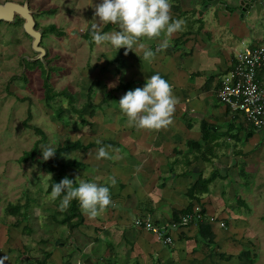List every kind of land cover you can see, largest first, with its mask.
<instances>
[{
  "label": "crops",
  "instance_id": "crops-1",
  "mask_svg": "<svg viewBox=\"0 0 264 264\" xmlns=\"http://www.w3.org/2000/svg\"><path fill=\"white\" fill-rule=\"evenodd\" d=\"M260 1L264 2V0ZM217 5L224 6L220 2ZM182 9L183 11L194 10V8L186 7ZM199 10L197 9L198 19L204 20V16L200 15L205 11ZM235 12L236 10L230 13V16L229 14L225 17L220 15V20L217 19L219 21H204L202 31L185 38L187 42L183 47L186 50L183 51L177 47L174 49L175 40L180 37L176 35L180 32L172 36L169 47L163 51H156L160 45V39L152 40L154 43L143 39L141 42L145 44L146 49H153L155 53L151 63L144 61L143 51L135 48L136 53L129 52L127 56L124 54L126 49H119L116 52V59L115 54H110L109 49H106L105 53H100V59L105 60V65L100 66L97 61L96 74L98 76L104 74L105 80L112 83L115 76L120 73L117 74L115 65L106 68V64L110 65L111 61V64H115V60L120 61L125 67L122 70L126 75L124 83H132L135 89L143 88L147 79L155 74H159L168 81L178 101L173 124L159 132L138 130L129 126L127 118L120 112L118 105L127 92L114 91L121 82L115 83V87L108 86V97L112 99L108 98V103L105 100L101 101L103 109L98 111L101 112L100 117L96 112L93 116L95 120L91 119L97 128L93 129L89 122L82 125L83 129L80 132L86 136L89 134L87 139L93 142L103 141L102 147H106L109 155L114 158L97 160L98 148L77 152L81 153L80 157H82H79L78 161L85 165L84 169L79 170L81 171L80 179L109 187L115 207L110 206L106 213L96 219H89L84 215V223L69 233L72 235L70 236L73 244L67 246L60 244L58 240L63 238L64 234L60 230L63 226L45 221L44 227L40 229L42 225L40 220L46 214L51 216L57 209L54 205L55 201L32 199L30 211L34 210L37 213L35 218L39 221L36 230L43 232L40 233L43 236L41 240L48 242V247L41 248L35 243V237L30 236L27 241L23 239L26 223L15 226L14 223L19 218L5 212L7 203H14L13 200L0 199V264H37V261L43 258L41 252L44 249L52 253L47 264H65L67 257L70 258L66 261L68 264H77V262L78 264H94L96 261H102L100 264H103V260L107 258L104 255H112L109 252L113 250L115 255H118L117 264H250L247 259H242L240 256L244 249L252 251V258L254 254L258 258L256 252L264 249V183L262 181L264 142L261 144V138L249 141V138L245 137V132L241 134L238 147L242 151V156L235 159L234 147L228 148V143L224 152L223 149L217 152L218 158H215L212 163L217 159L216 166L220 177L212 185L220 188V191H217L219 197L212 196L209 192L203 196L200 204L206 213L204 219L210 223L216 236V254L210 253L207 249H198L197 224L189 223L181 227H171L173 211L187 208L190 204L186 196L189 187L201 174L207 178L213 172L210 166L207 167L205 162L200 161L203 160L202 158H199L198 162L193 160L196 156H202L199 151L192 153L187 146L188 142L201 141L203 121L212 125L214 133H220L226 132L228 128L218 124L224 122L225 127H229L233 120L213 91L217 79L230 68L234 54L241 51L238 50L239 41L243 44L246 42V37L249 38L248 31ZM171 16L173 20L177 19L176 15ZM254 31L257 34L256 41L264 39V31L255 28ZM72 34L77 35L74 31ZM201 34L204 35L200 37ZM85 37H89L88 34ZM78 38L81 39L80 36ZM88 40L90 45L95 44L92 38ZM107 47L110 48V43ZM97 51L100 50L95 49V53ZM48 52L52 64L59 71L61 69L64 71L63 64L55 63L59 58L58 53L51 56V51L48 50ZM194 54L197 60L192 58ZM183 56L186 58L184 59ZM113 69L116 72H112ZM124 69L127 71L125 72ZM208 74L211 75L208 76ZM209 78H212V81L207 86ZM99 86L98 90L105 88L104 82H101ZM213 99L216 100V104ZM187 113L190 114L189 118H185ZM78 132L79 130H74V133ZM71 133H73L72 130ZM219 133L215 134L218 140ZM82 138L81 135L77 136V140ZM209 155L214 157L216 151L210 152ZM183 159H186L183 161L186 163L182 162ZM190 161H193L191 165ZM233 161H235L234 164ZM238 163L240 167H236ZM73 177L77 179L76 176L73 175ZM44 178L46 180V177ZM252 180H256L257 183L251 185ZM39 214L44 215L40 217ZM148 216L151 217L154 225L161 229L165 237L172 239V243L165 244L154 233L136 228L135 220ZM221 223L225 224L224 227ZM98 228H101V232L97 234ZM46 232H50L51 236L44 237ZM54 240H58L56 247L52 246ZM100 240L103 241V245L98 243V246H94ZM107 241L114 247L108 249ZM93 247L100 248L103 256L97 255L100 249L97 252L92 251ZM257 258L254 260L256 261Z\"/></svg>",
  "mask_w": 264,
  "mask_h": 264
},
{
  "label": "rangeland",
  "instance_id": "rangeland-1",
  "mask_svg": "<svg viewBox=\"0 0 264 264\" xmlns=\"http://www.w3.org/2000/svg\"><path fill=\"white\" fill-rule=\"evenodd\" d=\"M6 1L23 2L25 0H0V3H4ZM102 2L103 0H30L31 7L40 10V12L48 10L55 11L53 15L41 14L35 17L37 20V24L41 28H47L51 25H55L59 31L66 33V35L63 37H59L57 34L47 33L42 42V46L51 51V56L55 55V53H58L59 58L56 59L55 63L58 65L63 64L65 66L64 71L62 69L61 71H59V69L56 68L57 70L52 74V83L55 89H69L76 96L77 106L81 108V106H83V104L87 100L88 89L92 85V83L98 81L101 85V82H104L105 88H101L100 90H98L100 86L96 87L95 92L92 95L95 104L100 106L99 109L96 110V112L103 109L101 107V101H103L102 97L103 99L105 98V102L107 101V103L109 99H112V97H108V86L109 84H112V81H108L107 79L105 80L104 74L102 76H98L95 71V65L97 64V61L99 62L100 66L105 65V60L102 61L100 59V55L102 54V52L105 53L106 49H109L111 51L110 54H115V57L113 56L115 59L116 52L118 51L111 45L110 48H108L107 46L109 45V43H105V45L101 47L97 46L94 43L90 45V42L88 40L89 37L92 38L90 32L92 22H98V17L95 16V6L101 4ZM169 2L171 6L179 5L182 8H194V10L187 11V18L183 16H177L184 21V25L182 28V32L179 31L180 33H178L176 36L183 35L186 31H188L189 27H194V29H196L197 24L195 25L192 19L198 18V14H194V11H197V9H200V12L205 11L204 14L200 15L202 17L204 16L205 22H214L215 20L219 21L220 15L225 17L229 14L228 16H230V13L236 10L235 13L239 15V17H236L240 19V22L249 33V38L246 37L245 43L242 44L241 41H239L238 50H242L245 47H250L254 43H257V41L255 40L257 34L254 31V28L256 30L261 29L262 31H264V2L260 0H217V2H213L210 7H208L209 4H204L203 0H169ZM219 2L224 4V6L221 5V7H219V4L217 5V3ZM242 2H244L245 4L242 5ZM246 5H248L249 8L246 10V12H243V8ZM173 14L175 15L176 12L174 13L171 8V15ZM104 27L101 29V31H103ZM116 30L119 31L117 26H114L113 30L109 33ZM73 31L76 32L77 35L72 34ZM79 33L81 35H79ZM86 34H88L89 37L86 38ZM203 35L204 34H201L200 37ZM78 36H80L81 39H79ZM206 38L207 37L205 35V39ZM144 41L147 42L148 39L144 38ZM31 42V39L25 34L22 25H18V23L9 25L0 22V199H6L7 201L11 199L14 203L18 202L19 200L25 201L27 198L38 199V201H42L44 199L45 201L50 199L55 201V199L51 197V194L47 192L49 187L48 180L51 178V176H48V174H46V172L39 166L38 162L21 163L20 161L23 153L25 151L31 150L34 147L35 143L41 139L40 136L36 135L32 128H26V126L24 125L25 120L28 118L29 109L31 110L32 114L30 124L33 127L36 126L43 129L46 134V140L41 144V150L43 147L48 146L55 148L59 144L63 143L65 133L71 135L73 141H77V136L81 135L83 138L80 140H83L84 143L93 142L87 139L89 134L86 136V134L80 132L83 127L78 116H74L72 119L67 118L66 121L68 123H65H67L68 125L66 126L62 122L60 123V121L55 118L52 111L48 109L49 107L45 105L43 98V72L40 71L37 67L39 65H34L35 63L28 64L30 70L25 69L23 64L26 58L34 57L31 48ZM148 42L154 43L152 40ZM175 47L176 46L174 45V49ZM178 48H180L182 51L186 50V48H184L183 46H178ZM95 49H98L101 52L97 51V53H95ZM183 58L185 59L186 57L183 56ZM192 58L194 60H197L195 54L192 55ZM52 59L55 60V58ZM99 59L102 63L99 61ZM111 62L110 65L106 64V68H109V66L112 65H115L116 68L119 66V63L111 64ZM143 64L145 66V63ZM69 70L72 71L70 72ZM126 71L127 70H125V72ZM112 72H116V70L113 69ZM117 74L118 75L115 76L113 82L116 84L119 82L124 83L126 80L124 71L122 72L118 70ZM209 75L211 74H208V76ZM14 76L21 78L22 76L27 77L28 83L24 81V78L12 82V77ZM10 82L12 83V85H10L9 87V92L11 94H9L6 90V87ZM104 90L105 92H103ZM27 99H30V101H28ZM213 101L216 104V100L213 99ZM85 113L87 114V116H89L91 113L90 109H86ZM98 115V117H100L101 112H98ZM189 117L190 114L187 113L185 115V118ZM93 120L95 119L93 118ZM93 120H90L92 124L91 126L93 127V129H96L97 127L96 124L93 123ZM218 125L226 129L228 128L225 127L226 124L224 122H220ZM71 130L73 133H71ZM74 130H79V132L74 133ZM224 134L225 132H220L218 134V137L224 143V145L227 146V143L231 144L232 142L230 141V139H228L229 137ZM250 134L252 135L249 136ZM245 137L249 138V141L261 138V144L264 142V132L257 131L253 133H246ZM255 149L257 148L255 147ZM80 154L81 153L78 152L72 153L70 157L72 159L79 160L80 158H82L80 157ZM220 157L222 158V156ZM212 158L214 160V157ZM184 160L186 159H183L182 162ZM216 164L217 159L214 163H206L207 167L210 166L211 172L214 169H217ZM237 167H240V165L238 164ZM70 173L76 177H81V171H79L78 169L70 170ZM207 174H209V172ZM44 177H46V180ZM262 178V181L264 183V177ZM250 182L251 185L257 183L256 180H252ZM217 191H220V188H215V186L212 185L210 188V194L212 196L219 197ZM59 204V201H55L54 203L57 208ZM35 214L37 213L34 210L29 212L30 218L28 217V223L32 228L31 231H28L30 235L24 234L23 239L27 241L28 238L32 236L36 238L34 240L36 244L41 247H48V244L45 245L39 242L42 241L41 239L43 238V236L40 233L43 232H39V230H36L39 221L37 218H35ZM39 215L41 217L44 214ZM53 215L54 214H51L50 216V214H46L43 219L40 218V223L42 224L40 225V229L44 227L45 221L49 224L54 223L52 220ZM102 227H104V225H102ZM98 229L96 230L97 234L101 232V228ZM60 230L64 235L63 238L58 240L60 244H66L67 242H65V238L69 234V229L66 227H61ZM50 236V232H46V234L44 235V237L46 238ZM31 240L33 241V238ZM58 240H54L56 241L55 243L53 241V247H56ZM70 240L72 241V239ZM98 243L101 246L103 245V241L100 240L97 241V244L94 246H98ZM66 245L68 246L69 244ZM112 247H114L112 243L107 241V248L109 249ZM99 249L100 248L98 247L96 249L95 247H93L92 251L96 250L97 252ZM256 253L258 254V258L252 264H264V249H260L259 252ZM109 254L112 255H104V257L107 258H105V262L103 260V264H108L106 259L110 257L111 259H113V262L117 264L118 255H115V250H113L111 253L109 252ZM97 255H100L101 257L103 256L101 249L99 250ZM69 260L70 258L67 257L65 261ZM101 262L102 261H96L94 264H100Z\"/></svg>",
  "mask_w": 264,
  "mask_h": 264
},
{
  "label": "trees",
  "instance_id": "trees-1",
  "mask_svg": "<svg viewBox=\"0 0 264 264\" xmlns=\"http://www.w3.org/2000/svg\"><path fill=\"white\" fill-rule=\"evenodd\" d=\"M204 4H209L208 6H211L213 2H209L207 0H203ZM172 10L174 13L176 12V16H183L185 18L188 17V12L183 11L182 7L179 5L176 6H171ZM231 9V8H230ZM55 13L54 10H48V11H42L41 14L44 15H53ZM192 13V11H191ZM194 14L197 15V11H194ZM177 19H180L177 17ZM175 19V20H177ZM194 21V24L196 25V29L194 27L188 29L183 35H180L179 38L175 40V46L178 48V46H184L185 43L187 42L185 38L188 35L192 34H197L198 32L202 31L204 29V20L201 19H192ZM18 25L23 26V21L19 20ZM38 28H41L37 24ZM114 28V25H106L102 31V33H109L112 31ZM44 30V37L46 36L47 33H53L57 34L59 37H63L66 35L65 32L59 31L55 25H51L47 28H42ZM182 32V30L180 31ZM43 37V38H44ZM91 40V38H89ZM47 63L49 67V73L45 69L44 65L41 62H35L34 65H39L37 66L40 71H42V78H43V84H44V102L45 105L48 106L55 118L65 124L66 126L68 125L66 119L67 118H73L74 116H78L80 118V122L82 125L89 124L90 120L93 118L96 110L99 109V105H96L94 100H93V94L95 92L96 87L100 85L98 81H95L92 83V85L88 89V95H87V100L79 108L77 106V99L76 96L69 90V89H64V90H57L55 89L53 83H52V74L58 69L55 67L52 62L49 60V54L47 56ZM115 63H119V66L117 67V71H122L124 68V65L118 60H115ZM25 69L30 70L28 67V64H33L28 62L27 60H24L23 62ZM57 68V69H56ZM44 75V76H43ZM24 81L28 83L27 77H23ZM21 77L14 76L12 77V82L15 80H20L22 79ZM212 81V78L208 79L207 86L208 84ZM12 85L10 82L6 90L9 94V87ZM124 90L126 92L128 91H133L135 88L133 87L132 83H127L124 84L123 82L120 83L119 87H117L114 91H120ZM30 101V99H27ZM105 98L103 99L102 102H104ZM66 101V102H65ZM90 109L91 113L89 116L85 114V110ZM227 114L233 118L232 123H230L227 131L225 132L224 135L229 137V139L232 141L231 144H228V148H233V157L237 159L239 156H242V151L238 149V145L241 142V133H253L255 130L253 128H245L239 123L240 120V114L232 112L230 108H226ZM32 119V114L31 110H28V118L25 120L24 125L26 128H32L36 135L40 136L41 139L38 140L34 147L29 150L25 151L20 158L21 163H29V162H38L39 166L48 174L50 175L51 178L48 180L49 181V187H48V193L51 194L52 186L54 183H59L62 181L64 178H68L73 181V183H76V178L73 177V175L70 173V170L72 169H84L85 165L76 159H72L70 156L72 153H75L77 151H88L92 148H100L104 145L103 141L100 143L96 142H87L84 143L81 140L73 141L71 138V135L68 133L64 134V141L63 143L59 144L57 147H55L56 154L53 158L44 161L42 157V150H41V144L43 141L46 140V134L43 129L32 126L30 124ZM67 122V123H65ZM213 127L210 124H207L206 122H202L201 126V133H202V139L200 142H188L187 146L192 150V151H199L200 156H196L193 160L196 162L199 158H202L205 163H212L213 162V156H209L208 154L212 151H216V155H214V159L218 158V151L219 149H224L226 145L220 139H217V135H215L216 132L214 133ZM220 141V142H219ZM193 161H190L189 164L191 165ZM198 162V161H197ZM208 163V164H209ZM195 164V163H193ZM239 164V163H238ZM237 164V165H238ZM244 164V163H243ZM236 165V167H237ZM243 172V171H242ZM220 177L219 175V170L214 169L211 175L207 178L204 177L203 174L200 175V177L189 187L188 193H187V198L190 200V204L187 208H184L182 210H174L173 211V222L171 224H175L177 227L185 226L189 223H194L198 225V234L196 238L197 242V247L198 249H207L210 253L216 254V236L214 232L212 231V227L209 222H206L204 217H205V210L201 204L202 198L204 195L208 194L210 192V186L213 184L214 181H216ZM89 182V181H87ZM63 199V194L61 195L60 198L55 199V201H59L61 203ZM31 202L32 199L27 198L25 201L19 200L16 203H7L5 212L8 215L14 216L19 218L14 224L15 226H18L19 224L26 223L24 229H23V235H30L28 232L29 230L31 231V225L28 223V217H29V212L31 209ZM197 205V206H196ZM60 206V204H59ZM56 209L52 220L54 223L66 227L69 229V233H72L75 229H78L85 221L84 219V214L81 211L79 202L77 200H72L69 204V206L61 211L60 207ZM197 207V208H196ZM197 209H200V211L197 212ZM191 216V220L187 222L186 224L183 222L184 219L188 218ZM222 224V223H221ZM224 224V223H223ZM225 225V224H224ZM137 228V227H136ZM139 229V228H138ZM143 230V229H141ZM71 234H68V236L65 238L66 244H71L72 241L71 239ZM63 241V240H61ZM70 241V242H69ZM41 244H47L48 242L44 241H39ZM62 243V242H61ZM64 244V245H66ZM41 247V246H40ZM43 248V247H41ZM43 255V258L41 260L37 261V264H47L49 258L52 256V253L43 250L41 252ZM254 258H252V251L248 249H244L240 256L242 259H247L250 264H252L257 258V255L254 254ZM224 258V256H221ZM108 264H115L113 262V259L108 258L106 259ZM254 260V261H253ZM105 261V260H104ZM65 264H68V262L65 261Z\"/></svg>",
  "mask_w": 264,
  "mask_h": 264
},
{
  "label": "clouds",
  "instance_id": "clouds-1",
  "mask_svg": "<svg viewBox=\"0 0 264 264\" xmlns=\"http://www.w3.org/2000/svg\"><path fill=\"white\" fill-rule=\"evenodd\" d=\"M95 16L98 17V22H92L90 32L96 45L110 43L117 50L124 48L126 56L129 52L136 53L134 48L141 50L143 60L149 63L155 58V53L146 49L141 41L144 38L160 39L156 51L166 50L172 36L181 31L184 25L182 19H172L169 0H103L95 6ZM109 24L117 26L119 31L102 33L101 29ZM115 86V83L109 84L110 88ZM177 103L172 86L159 74H155L147 79L143 88L128 91L118 105L129 126L138 130L159 132L173 124ZM55 154L56 151L51 146L42 148L44 161L53 158ZM113 158L106 147L98 148L97 160ZM62 194L63 199L59 206L61 211L72 200H77L82 213L89 219L103 215L110 206L115 207L109 187L87 182L79 177L75 184L68 178L54 183L51 197L57 199Z\"/></svg>",
  "mask_w": 264,
  "mask_h": 264
},
{
  "label": "built area",
  "instance_id": "built-area-1",
  "mask_svg": "<svg viewBox=\"0 0 264 264\" xmlns=\"http://www.w3.org/2000/svg\"><path fill=\"white\" fill-rule=\"evenodd\" d=\"M213 92L225 108L240 114L239 123L243 127L253 128L255 132L264 131V39L234 54L230 68L217 79ZM191 219L189 216L183 222L186 224ZM134 224L154 233L165 244L172 243V239L165 237L154 225L151 217L137 218ZM171 227L177 226L171 224Z\"/></svg>",
  "mask_w": 264,
  "mask_h": 264
},
{
  "label": "water",
  "instance_id": "water-1",
  "mask_svg": "<svg viewBox=\"0 0 264 264\" xmlns=\"http://www.w3.org/2000/svg\"><path fill=\"white\" fill-rule=\"evenodd\" d=\"M212 2L214 0H207ZM245 3L242 2V5ZM249 8L246 5L243 8V12ZM40 14V11L32 9L30 0H26L24 3L17 1H6L0 3V22L9 25L16 24L19 20L23 21V29L25 34L31 39V48L34 57H28L26 60L30 63L41 62L47 72L49 73V67L47 63L48 49L42 46L44 30L37 27L36 16ZM243 18V15H242ZM235 161H233V164Z\"/></svg>",
  "mask_w": 264,
  "mask_h": 264
},
{
  "label": "flooded vegetation",
  "instance_id": "flooded-vegetation-1",
  "mask_svg": "<svg viewBox=\"0 0 264 264\" xmlns=\"http://www.w3.org/2000/svg\"><path fill=\"white\" fill-rule=\"evenodd\" d=\"M26 1V0H25ZM25 1H23V2H21V3H24ZM5 3V2H4ZM32 8V7H31ZM32 9H34V8H32ZM35 10H37V9H35ZM39 11V10H38ZM39 15H41V12H40V14ZM37 21V20H36Z\"/></svg>",
  "mask_w": 264,
  "mask_h": 264
}]
</instances>
